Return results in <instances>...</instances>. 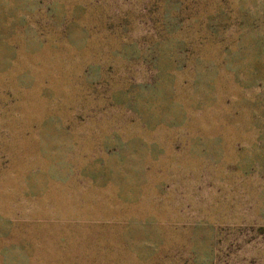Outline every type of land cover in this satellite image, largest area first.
Listing matches in <instances>:
<instances>
[{"label":"rangeland","instance_id":"rangeland-1","mask_svg":"<svg viewBox=\"0 0 264 264\" xmlns=\"http://www.w3.org/2000/svg\"><path fill=\"white\" fill-rule=\"evenodd\" d=\"M0 264H264V0H0Z\"/></svg>","mask_w":264,"mask_h":264}]
</instances>
